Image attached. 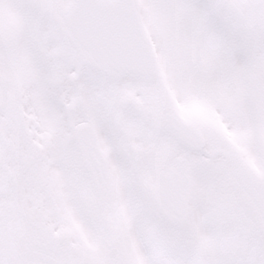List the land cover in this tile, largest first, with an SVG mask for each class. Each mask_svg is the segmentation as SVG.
Returning <instances> with one entry per match:
<instances>
[{
    "label": "snow or ice",
    "instance_id": "1",
    "mask_svg": "<svg viewBox=\"0 0 264 264\" xmlns=\"http://www.w3.org/2000/svg\"><path fill=\"white\" fill-rule=\"evenodd\" d=\"M0 264H264V0H0Z\"/></svg>",
    "mask_w": 264,
    "mask_h": 264
}]
</instances>
